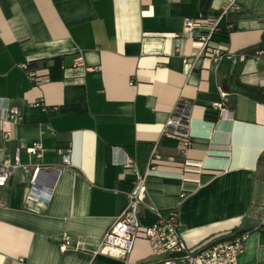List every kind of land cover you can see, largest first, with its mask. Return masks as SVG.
I'll list each match as a JSON object with an SVG mask.
<instances>
[{"label":"crops","instance_id":"0c3cea01","mask_svg":"<svg viewBox=\"0 0 264 264\" xmlns=\"http://www.w3.org/2000/svg\"><path fill=\"white\" fill-rule=\"evenodd\" d=\"M236 2L0 0V115L22 111L18 123L0 119V159L23 144L45 148L37 157L22 147L5 187L0 264H159L143 235L125 258L94 254L128 206L127 159L144 174L154 149L162 159L148 175L142 223L176 209L190 246L245 229L239 264H264V0ZM189 18H219L214 47L232 57L201 53L205 30ZM181 100L186 152L164 134Z\"/></svg>","mask_w":264,"mask_h":264},{"label":"built area","instance_id":"2783aa9c","mask_svg":"<svg viewBox=\"0 0 264 264\" xmlns=\"http://www.w3.org/2000/svg\"><path fill=\"white\" fill-rule=\"evenodd\" d=\"M237 6L236 0H227L226 10ZM219 18L186 19L188 27H200L205 33L200 37L202 44L201 53L211 55L215 60L223 57L231 58L232 55L221 48L214 47V37L220 32ZM245 55H241L244 60ZM82 58H77L81 62ZM30 73L33 81H38L37 68L30 63L24 65ZM189 104L180 101L168 120L164 134L179 140L180 149L186 152L193 145V140L189 130L190 109ZM215 108L219 115L223 116L230 112L226 102L215 103ZM5 118L18 123L22 120V111L18 106L7 108L5 114L0 115V119ZM27 148L37 157H42L45 148L41 142H34L30 147L21 145L13 159H0V203L4 190L13 173L22 165L19 151ZM162 159L161 155L153 150L149 169L142 174L135 168V161L127 159L126 165L134 169V178L131 185L124 190L128 197L126 210L116 219L113 225L104 235L101 243L97 246L94 254H108L110 256L125 258L134 248L135 242L143 235L149 242L152 258L159 264H239V257L245 252L247 232L243 229H236L230 233L209 238L198 245L190 246L182 237L181 227L176 209H171L167 213L162 210H155V221L145 225L141 219V207L145 201L147 191V179L151 171L157 169V162ZM62 165H71L70 151L62 154ZM184 196V193L182 194ZM71 238L64 235L62 248L71 244ZM148 261L143 262L146 264Z\"/></svg>","mask_w":264,"mask_h":264},{"label":"trees","instance_id":"16d2710c","mask_svg":"<svg viewBox=\"0 0 264 264\" xmlns=\"http://www.w3.org/2000/svg\"><path fill=\"white\" fill-rule=\"evenodd\" d=\"M30 65H31L32 67H35V66H36L35 63H31ZM254 91H256V88H250V89H249V92H250V93H254ZM235 230H236V229H235ZM243 230L246 231L245 229H243ZM236 231H237V230H236Z\"/></svg>","mask_w":264,"mask_h":264}]
</instances>
